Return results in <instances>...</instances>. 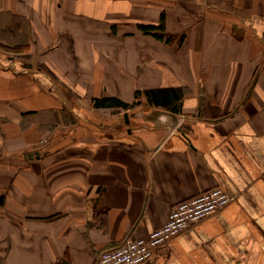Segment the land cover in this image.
<instances>
[{
  "label": "crops",
  "instance_id": "crops-1",
  "mask_svg": "<svg viewBox=\"0 0 264 264\" xmlns=\"http://www.w3.org/2000/svg\"><path fill=\"white\" fill-rule=\"evenodd\" d=\"M214 186L138 264H264V0H0V264H101Z\"/></svg>",
  "mask_w": 264,
  "mask_h": 264
},
{
  "label": "built area",
  "instance_id": "built-area-1",
  "mask_svg": "<svg viewBox=\"0 0 264 264\" xmlns=\"http://www.w3.org/2000/svg\"><path fill=\"white\" fill-rule=\"evenodd\" d=\"M231 199L230 193L220 186H214L191 198L178 202L171 210L167 221L147 235L131 232L123 242L104 250L101 264H138L147 259L153 249L177 235L185 228L213 214Z\"/></svg>",
  "mask_w": 264,
  "mask_h": 264
},
{
  "label": "trees",
  "instance_id": "trees-1",
  "mask_svg": "<svg viewBox=\"0 0 264 264\" xmlns=\"http://www.w3.org/2000/svg\"><path fill=\"white\" fill-rule=\"evenodd\" d=\"M139 27L144 31V32H151L152 30H163L164 29V23H163V19H162V22L159 24V25H152V24H140ZM161 37V35H159ZM116 100V99H115ZM113 97H102V98H97L96 97V101H95V104L96 105H102L104 104L105 102H109L111 105H113L114 102L118 103L119 105L121 106H124V107H131L129 106L128 103L124 102V101H121V100H116L115 101ZM164 102H166L164 100Z\"/></svg>",
  "mask_w": 264,
  "mask_h": 264
},
{
  "label": "water",
  "instance_id": "water-1",
  "mask_svg": "<svg viewBox=\"0 0 264 264\" xmlns=\"http://www.w3.org/2000/svg\"><path fill=\"white\" fill-rule=\"evenodd\" d=\"M154 113H162L164 115L162 121H156L154 124L156 125H169L170 127H174L176 125V122L180 118L175 112L173 111H166V110H156V111H151V112H144L142 113V117L144 119L152 121V114ZM167 117V118H166ZM164 118H166L164 120Z\"/></svg>",
  "mask_w": 264,
  "mask_h": 264
},
{
  "label": "rangeland",
  "instance_id": "rangeland-1",
  "mask_svg": "<svg viewBox=\"0 0 264 264\" xmlns=\"http://www.w3.org/2000/svg\"><path fill=\"white\" fill-rule=\"evenodd\" d=\"M135 105L133 106V107H131L129 110H128V113L130 112V111H132L133 109H135ZM120 110H118V109H113L112 111H111V113L110 114H108V115H114V114H117L118 112H119ZM125 115H127V113L125 114ZM116 116V115H115ZM127 118V117H126Z\"/></svg>",
  "mask_w": 264,
  "mask_h": 264
}]
</instances>
